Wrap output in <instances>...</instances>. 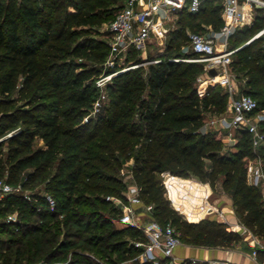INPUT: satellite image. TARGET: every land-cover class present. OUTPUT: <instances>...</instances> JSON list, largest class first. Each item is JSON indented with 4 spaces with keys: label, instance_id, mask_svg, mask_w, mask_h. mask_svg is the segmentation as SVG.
Listing matches in <instances>:
<instances>
[{
    "label": "trees",
    "instance_id": "16d2710c",
    "mask_svg": "<svg viewBox=\"0 0 264 264\" xmlns=\"http://www.w3.org/2000/svg\"><path fill=\"white\" fill-rule=\"evenodd\" d=\"M117 3L122 5L111 16L110 4ZM125 3L0 0V181L23 189L0 199V218L18 210L22 219L0 224V235L10 243L2 248L5 240L0 238V264H97L79 250H90L108 264H150L137 259L142 250L134 245L146 240L144 232L117 228L122 211L106 200L111 196L128 203V182L120 173L129 161L130 180L144 204L154 206L156 220L176 228L182 244L231 248L243 235L216 220L185 219L166 195L164 173L209 182L215 191L222 186L232 195L241 222L264 240L263 187L248 180V163L258 156L264 162V145L256 153L250 132L237 130L235 150H229L226 130L204 132L206 113H226L229 93L217 85L200 94L202 64L174 61L197 57L183 50L189 30L210 26L221 31L222 0H205L198 13H178V28L171 30L161 62L147 66L146 77L141 52L131 51L127 64L140 66L113 79L104 106L94 116L100 95L95 81L110 52L109 33L94 35ZM263 26L258 14L253 26L235 33L230 49L240 48L231 67L237 78H247L243 93L264 110V37L245 44ZM179 177L172 182L192 200L179 198L170 183L168 187L189 218L198 220L209 212L194 213L202 203L201 184ZM43 182L56 201L54 209L37 191ZM25 191L31 192V201L24 198ZM258 256L264 261V254Z\"/></svg>",
    "mask_w": 264,
    "mask_h": 264
},
{
    "label": "built area",
    "instance_id": "2783aa9c",
    "mask_svg": "<svg viewBox=\"0 0 264 264\" xmlns=\"http://www.w3.org/2000/svg\"><path fill=\"white\" fill-rule=\"evenodd\" d=\"M205 0H126L124 7L117 13L114 20L108 25V43L110 52L105 63L107 69L113 71L104 74L96 80V87L99 90V98L94 103V116L101 110L107 100L105 88L113 82V79L122 72L129 71L139 67V65H127V56L133 51L144 53L147 51L150 42L153 39L164 40L167 38L169 29L167 28L169 14L172 12L179 13L187 9L189 12L198 13ZM223 11L222 18L224 25L219 32L210 29L205 33H189V45L184 50L190 51L197 55L196 58L174 59V61H188L205 63V70L208 78L200 80L201 85H221L229 93V104L227 114L220 118H212L206 121L203 130L209 132L212 128H222L227 131L226 139L235 140L237 130H248L252 135L253 147L256 153L264 144V110L256 99L248 94L236 96L237 88L234 84V76L230 72V66L233 62L235 53L240 48H227L229 39L235 33L246 27L253 26L258 14L264 18V0H222ZM264 37V26L247 42L250 43L255 39ZM163 40V41H164ZM225 46L222 52H219L218 45ZM123 62L121 70H114L116 66ZM150 63H160L161 59L156 58L149 61ZM127 65V66H125ZM211 70H216L217 75L212 76ZM200 94H204L199 91ZM229 115H231L229 117ZM13 133V132H12ZM8 134L7 137L11 136ZM235 143V144H236ZM235 146V145H234ZM260 158L259 156L256 158ZM248 175L251 178V184L254 186L264 187V171L251 162L248 165ZM164 185L168 199L172 197L169 189V181L176 177L171 173H164ZM22 187L13 186L6 181H0V199L4 196L22 192ZM128 204L111 196L106 198L112 201L122 213L118 222L123 226H132L142 230L146 240L135 241L136 248L142 251L137 259L141 263L162 264L167 261L168 264H181L191 262L192 264H203L197 259L180 258L176 251L182 245V241L171 224H162L153 217L154 206L145 205L140 197L138 187H131L126 194ZM50 207H56V201L50 194L45 195ZM24 198L32 200V194L29 191L24 192ZM170 200V199H169ZM142 208L143 210H139ZM144 217H147L144 219ZM257 256V251H254ZM212 264H217L213 262ZM264 264V261H263Z\"/></svg>",
    "mask_w": 264,
    "mask_h": 264
},
{
    "label": "crops",
    "instance_id": "0c3cea01",
    "mask_svg": "<svg viewBox=\"0 0 264 264\" xmlns=\"http://www.w3.org/2000/svg\"><path fill=\"white\" fill-rule=\"evenodd\" d=\"M208 32L212 29L210 26H206ZM174 30V29H173ZM154 40V39H153ZM151 43V42H150ZM167 43V38H166ZM228 45V44H227ZM188 47V46H186ZM185 49V48H184ZM147 52V51H146ZM144 52V54L146 53ZM143 54V55H144ZM148 55V54H147ZM160 56V55H159ZM145 59V57H144ZM230 72L232 73L231 66ZM211 74V73H210ZM212 75V74H211ZM233 75V73H232ZM234 76V84L237 88L236 96L243 94V91L240 90L237 76ZM208 84L201 85L202 88L206 87ZM212 86V85H210ZM215 86V85H214ZM200 91V90H199ZM203 93L205 94L204 90ZM231 115H229L230 117ZM213 129V128H212ZM264 145V144H263ZM262 145V146H263ZM130 162V172L132 179V169L133 161ZM251 164L259 166L264 171V162L261 158L250 160ZM249 165V163H248ZM164 177V176H163ZM183 180L195 179L201 184L202 192L204 193L201 197V205L198 206V210H194V213H199L200 210H208L207 214H204L198 218V220H191L189 214L186 211L182 210L181 201L175 200L174 194L170 197L172 206L181 213L185 219L189 222H200L203 219H212L221 223H226L229 226V230L238 231L243 235V240L231 248H222V247H194L182 244L178 247L176 254L180 258L184 259H197L203 264H212L216 262L217 264H263V261L259 259L258 253L261 252L264 254V240L254 235L242 222L239 216L236 213V208L234 204L233 197L230 193L226 192L222 186L218 187L219 195L214 197L215 190L209 182H203L197 178H183ZM249 183L251 184V178L248 175ZM131 186H128V191L131 187H137L133 180H131ZM264 192V187H263ZM128 194V192L126 193ZM254 251H257V256L254 255Z\"/></svg>",
    "mask_w": 264,
    "mask_h": 264
},
{
    "label": "rangeland",
    "instance_id": "374dc122",
    "mask_svg": "<svg viewBox=\"0 0 264 264\" xmlns=\"http://www.w3.org/2000/svg\"><path fill=\"white\" fill-rule=\"evenodd\" d=\"M4 1H7V0H4ZM121 5H122V3H117V4H110V7H109V9H110V15L111 16H113V15H115L116 14V12L118 11V9H119V7H121ZM109 15V16H110ZM178 18H179V15H178V13H175V12H172V13H170L169 14V19H168V24H167V28L169 29V32L167 33V40L169 39V37H170V34H171V30H173V29H177L178 28V24H177V22H178ZM200 18L198 17L197 19H196V23H199L200 22ZM108 25H109V22L108 23H106L104 26H102V27H100V28H98V34H96V35H94L96 38H102V37H105L104 36V34L106 33V32H108ZM206 30H207V28L205 27V30H204V28L203 27H201V26H198L197 28H195V30L193 31H191V30H189L188 32H187V34H189V33H192V32H201V33H205L206 32ZM248 39V38H247ZM164 38L162 39V40H157V39H154V40H152L151 41V43L149 44V46H148V49H147V52L144 54V53H140V58L141 59H144V57H145V61H144V63L142 64L143 66H144V68H143V75H144V77H146V75H147V73H148V69H147V66L150 64V62H149V58H153L152 60H154V59H156V58H160V56L161 55H163L164 53H165V50H166V39L164 40ZM236 41V38L234 37V38H230L229 39V42H228V45L226 46L227 48H231V46L233 47V45L235 44L234 42ZM248 42V41H247ZM247 42L245 43V44H247ZM242 45V44H241ZM235 47V46H234ZM239 47H241V46H239ZM186 48V47H185ZM224 48H225V46L223 45V44H219L218 45V50H219V52H221V51H223L224 50ZM184 50V49H183ZM184 52L185 53H189V54H192V52H190V51H188V52H186L185 50H184ZM144 54V55H143ZM148 54V55H147ZM160 55V56H159ZM193 56V55H192ZM192 58H194V57H192ZM235 59V57L233 58V60ZM123 62H121L120 63V65L119 66H116V70H121L122 68H123V64H122ZM199 64H202V66H203V71L200 73V75L198 76V79H197V87H198V89L200 90V92H202L203 93V90H204V92L206 93L207 92V90L209 89V87H210V85H207L206 87H204V88H202L201 87V82H200V80H205V79H207L209 76H208V73L206 72V70H205V63H201V62H199ZM127 65H129V64H127ZM127 65H125V66H127ZM133 65H135V64H133ZM137 65V64H136ZM140 66V65H139ZM106 70H107V68H106V66H104V71H103V74L102 75H104V74H106ZM231 70H232V73H233V75H235V76H238V72L233 68V66L231 67ZM101 75V76H102ZM246 76H244V75H242V76H240L239 77V80H238V83H239V87H240V90L242 91L243 90V88L245 87V83H246ZM95 84H96V81H95ZM215 86H217V85H215ZM105 91H106V93H107V87L105 88ZM104 106V105H103ZM93 108H94V106H93ZM94 110V109H93ZM93 115H95L94 114V112L92 113ZM225 114H227V112L226 113H224V114H222V115H225ZM222 115H220V114H216V115H211V113H206V116H205V121H210L212 118H220ZM216 128H213V129H211V130H215ZM262 129V128H261ZM235 135V137H236V133L234 134ZM235 143H236V141L233 139V140H227L226 139V136L224 137V144H225V146H226V148L227 149H229V150H235ZM208 165H209V163H208ZM121 177L124 179V180H126L127 182H128V186L130 187L131 186V177H130V175H131V172H130V162H125L124 163V166H123V170L121 171ZM163 179H165L166 180V178H164L163 177ZM169 183L173 186V188H172V190H174V192H176V194L178 195V197L179 198H184V199H186V200H192V197L191 196H189V195H187V194H185V189L184 188H181V187H179L178 186V183H175V182H172V181H169ZM37 191L41 194V195H46V186H45V183L43 182V183H41L39 186H38V188H37ZM219 191V190H218ZM218 191H215V193H214V197H217L218 195H219V192ZM127 192H128V189H127ZM126 192V193H127ZM110 202H112V201H110ZM113 203V202H112ZM114 204V203H113ZM125 204V203H124ZM128 204V203H127ZM115 205V204H114ZM113 205V206H114ZM139 210H143L142 208H140ZM105 214L106 215H111L110 213H109V211L108 210H106L105 211ZM147 217H144V219H146ZM22 219H21V215H20V212L18 211V210H16V211H12V212H10V213H6L3 217H1L0 218V224H2V223H6V224H12V223H18V222H20ZM116 227L117 228H123V225H121L120 223H116ZM3 235H0V238H4V239H2V240H5L4 242H3V247L2 248H6V246H9V244L10 243H8V241H6L7 239H5L7 236H3ZM78 252H80L81 254H83V255H85V256H87V257H89V258H91V259H93L97 264H108L106 261H104V260H101L98 256H96L94 253H92L90 250H84V251H82V250H79ZM115 259H117V257H114ZM20 264H28L27 263V261H21V262H19ZM39 264H44V263H39ZM119 264H134V261H127V262H123V263H119Z\"/></svg>",
    "mask_w": 264,
    "mask_h": 264
},
{
    "label": "water",
    "instance_id": "95a60500",
    "mask_svg": "<svg viewBox=\"0 0 264 264\" xmlns=\"http://www.w3.org/2000/svg\"><path fill=\"white\" fill-rule=\"evenodd\" d=\"M247 44H249V43H247ZM247 44H246V45H247ZM210 73L212 74V76H216V75H217V71H216V70H211Z\"/></svg>",
    "mask_w": 264,
    "mask_h": 264
},
{
    "label": "bare ground",
    "instance_id": "6f19581e",
    "mask_svg": "<svg viewBox=\"0 0 264 264\" xmlns=\"http://www.w3.org/2000/svg\"><path fill=\"white\" fill-rule=\"evenodd\" d=\"M222 52V51H221Z\"/></svg>",
    "mask_w": 264,
    "mask_h": 264
}]
</instances>
